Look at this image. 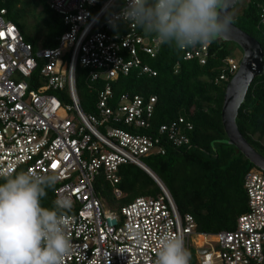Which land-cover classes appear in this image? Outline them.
Wrapping results in <instances>:
<instances>
[{
  "label": "built area",
  "instance_id": "obj_1",
  "mask_svg": "<svg viewBox=\"0 0 264 264\" xmlns=\"http://www.w3.org/2000/svg\"><path fill=\"white\" fill-rule=\"evenodd\" d=\"M12 1L0 0V172L32 169L60 177L55 199L70 196L69 215L75 217L68 230L74 251L63 264H155L164 233L181 236L187 249L194 237L200 264H264L263 171L254 168L245 176L248 210L236 228L202 234L194 217L181 214L167 186L144 162L165 156L170 148L189 146L194 125L185 117L154 125L155 96L114 97L113 83L120 77L157 76L148 61L164 46L120 17L127 0H44L62 17L65 32L56 47L38 50L8 20ZM209 49L190 47L181 50L182 58L206 65ZM224 64L229 74H222L218 83L229 82L239 69L233 57ZM79 68L88 71L91 82L104 83L97 88L92 113L82 107ZM122 165L144 171L159 192L112 211L96 188L118 186ZM113 195L123 196L121 190ZM133 230L141 232L140 240Z\"/></svg>",
  "mask_w": 264,
  "mask_h": 264
},
{
  "label": "trees",
  "instance_id": "obj_2",
  "mask_svg": "<svg viewBox=\"0 0 264 264\" xmlns=\"http://www.w3.org/2000/svg\"><path fill=\"white\" fill-rule=\"evenodd\" d=\"M41 1L45 8L35 32L28 34L22 26L18 27L35 50L56 47L57 39L65 32L62 17ZM20 2L28 7L35 0ZM20 2L14 0L8 5L16 6ZM233 23L256 39L264 51V0H249L242 13L233 18ZM228 57H232L229 45L219 41L210 44L206 65H200L197 60L184 61L181 50L164 44L159 56L148 61L158 72L156 77L132 73L113 83L116 99L124 94L157 97L154 125L168 124L180 117L193 123L189 146L170 148L165 156L149 157L147 165L167 186L181 214L194 217L196 231L202 234L236 228L238 219L248 210L245 176L255 168L240 151L226 143L222 109L227 85L234 76H229V82L224 83H218L217 79L227 74L224 60ZM77 74L82 107L86 113H92L97 91L104 83L91 82L86 69L79 68ZM237 125L250 145L264 156V75L251 84L239 109ZM119 175L118 186L107 185L103 191L96 188L104 204L112 206L107 200L108 193L115 190L123 194L119 208L159 192L154 181L136 166L122 165ZM46 191L41 204L52 209L55 189Z\"/></svg>",
  "mask_w": 264,
  "mask_h": 264
},
{
  "label": "clouds",
  "instance_id": "obj_3",
  "mask_svg": "<svg viewBox=\"0 0 264 264\" xmlns=\"http://www.w3.org/2000/svg\"><path fill=\"white\" fill-rule=\"evenodd\" d=\"M232 0H127L120 17L145 34L179 50L208 46L229 31ZM0 264H63L73 253L68 234L75 217L73 201L58 196L53 208L43 207L48 189L60 177L29 169L15 174L0 172ZM140 240L142 234L133 230ZM190 252L179 235L158 239L155 264H189Z\"/></svg>",
  "mask_w": 264,
  "mask_h": 264
},
{
  "label": "water",
  "instance_id": "obj_4",
  "mask_svg": "<svg viewBox=\"0 0 264 264\" xmlns=\"http://www.w3.org/2000/svg\"><path fill=\"white\" fill-rule=\"evenodd\" d=\"M239 1L232 0L230 13ZM234 28L235 30L231 29L218 38L220 39L219 42L222 43L232 41L239 44L244 52L239 69L228 83L225 92L222 121L228 137L226 143L234 146L256 168L264 172V156L250 145L240 133L237 125L239 109L246 99L251 84L257 77L264 75V51L256 39L238 27L235 26Z\"/></svg>",
  "mask_w": 264,
  "mask_h": 264
},
{
  "label": "rangeland",
  "instance_id": "obj_5",
  "mask_svg": "<svg viewBox=\"0 0 264 264\" xmlns=\"http://www.w3.org/2000/svg\"><path fill=\"white\" fill-rule=\"evenodd\" d=\"M248 2H249V0H240L238 2V4L233 8V10L231 12V14L233 15V18L239 16L242 13V11L247 6ZM43 3L44 2H42L41 0H35V2H31L30 6L28 5V7L26 6V4H24V2H22V3L20 2L16 6H11V5L9 6L8 5L9 7H8V17L7 18H8V20H10L14 24H16L18 27L22 26L28 34H32L33 32H35V30L37 29V26H39V24H40L41 14L45 8V4H43ZM232 24L233 25L230 26L229 30H231V29L235 30L234 27L236 25H234V23H232ZM219 40L220 39H216L214 42H218ZM225 42H226V44L229 45L230 50L232 51V57L240 65V63L243 59V56H244V52L242 50V47L239 44L232 42V41H225ZM227 140H228V137H227ZM143 160H144V162L147 163V159H143ZM104 186L106 188L107 185H104ZM106 193H107V191H106ZM108 195H109V199H107V200L112 206H110L106 203L105 204L106 209H109L112 211H117V208H119V205L122 204V200L116 199L113 195V192L108 193ZM101 199H103V198H101ZM199 250L200 249L196 246L194 237H192L190 240V248L188 249V251L191 254L190 261H189L190 264H200L199 253H198Z\"/></svg>",
  "mask_w": 264,
  "mask_h": 264
},
{
  "label": "snow or ice",
  "instance_id": "obj_6",
  "mask_svg": "<svg viewBox=\"0 0 264 264\" xmlns=\"http://www.w3.org/2000/svg\"><path fill=\"white\" fill-rule=\"evenodd\" d=\"M57 166H58V162H55V163H53V164L51 165V167L54 168V169H55Z\"/></svg>",
  "mask_w": 264,
  "mask_h": 264
}]
</instances>
